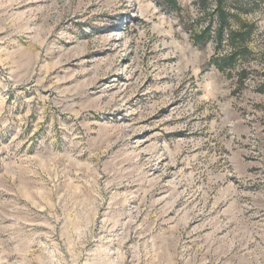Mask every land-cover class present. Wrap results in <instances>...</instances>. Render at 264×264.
<instances>
[{"label": "rangeland", "instance_id": "374dc122", "mask_svg": "<svg viewBox=\"0 0 264 264\" xmlns=\"http://www.w3.org/2000/svg\"><path fill=\"white\" fill-rule=\"evenodd\" d=\"M176 1L0 0V264H264V0Z\"/></svg>", "mask_w": 264, "mask_h": 264}, {"label": "trees", "instance_id": "16d2710c", "mask_svg": "<svg viewBox=\"0 0 264 264\" xmlns=\"http://www.w3.org/2000/svg\"><path fill=\"white\" fill-rule=\"evenodd\" d=\"M160 4L172 11H178L176 0H159ZM212 24H208L203 30L194 34L197 44H205L213 41L217 48H226L224 54H217L211 59V63L218 71L224 72L233 69L237 62L244 59L249 53L247 42L254 31L253 24L238 20L236 28L232 27V18L237 14L230 10L224 0H215V8L212 12ZM244 74L243 71L240 75ZM259 93L264 94V81L259 84Z\"/></svg>", "mask_w": 264, "mask_h": 264}]
</instances>
